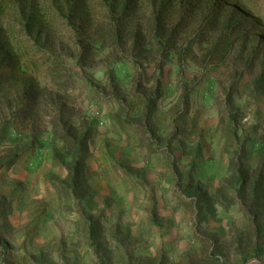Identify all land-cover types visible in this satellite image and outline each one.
<instances>
[{
    "label": "rangeland",
    "instance_id": "obj_1",
    "mask_svg": "<svg viewBox=\"0 0 264 264\" xmlns=\"http://www.w3.org/2000/svg\"><path fill=\"white\" fill-rule=\"evenodd\" d=\"M0 264H264V0H0Z\"/></svg>",
    "mask_w": 264,
    "mask_h": 264
}]
</instances>
